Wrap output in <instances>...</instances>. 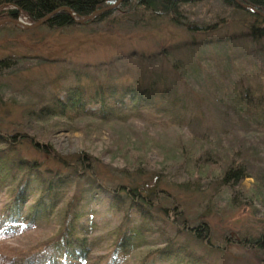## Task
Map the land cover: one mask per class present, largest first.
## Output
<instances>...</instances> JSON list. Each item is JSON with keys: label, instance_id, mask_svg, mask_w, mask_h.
<instances>
[{"label": "trees", "instance_id": "16d2710c", "mask_svg": "<svg viewBox=\"0 0 264 264\" xmlns=\"http://www.w3.org/2000/svg\"><path fill=\"white\" fill-rule=\"evenodd\" d=\"M114 1L0 0V20L20 18L32 23L63 6L81 17ZM197 1L200 0H123L114 8L76 24L81 27L102 24L107 30L117 19L131 18L133 24L144 26L166 19L191 35L192 40L175 44L177 48L188 47L191 51L197 45L227 41L229 36L215 35L221 20L188 19L187 6ZM215 1L244 16L243 30L234 36L264 41V17L253 11L264 13V0ZM238 3L248 7L242 8ZM74 24L69 14L59 9L41 25L58 29ZM2 25L18 29L10 22ZM163 52L161 46L155 53L130 52L125 57L143 60L162 56ZM11 59L0 58V70L8 69V76L17 77V64ZM104 64L87 63L63 74L59 72L52 81H62L61 94L37 96L30 103L33 108L23 110L18 118L0 120V264H210L177 240L178 234H188L199 244L213 247L206 220L185 214L182 203L165 187L169 179L159 185L158 171L145 172L144 151L158 142L154 137L137 139L139 150L126 153L130 159L123 164L128 174L112 183L102 177L90 154L81 151L66 156L49 144L48 135L54 131L94 132L108 124L140 119L146 112L154 115L152 124L162 127L179 126L184 111L187 119L194 122L191 111L183 109L180 95L174 90V96H170L168 85L161 87L155 79L144 77L127 80L116 75L114 78L119 79H114L113 72ZM66 80L71 82L65 83ZM227 94L228 107L237 115L240 130L220 123L225 120L212 126L214 130L200 127L201 134H192L200 153L191 155L190 142L182 143L177 165L185 173L178 182L181 186H187L189 179L203 173L200 170L205 168L204 176L197 177L213 178L214 185L232 195V200L236 196L245 197L241 183L247 177L260 181L255 183L259 190L264 186V157H258L259 166L251 158L264 146V83L239 84ZM226 114L231 120V114ZM210 136L219 138L227 149L219 150L210 142ZM26 147L29 155L23 153ZM242 150H252L248 159L239 158ZM188 163H192L191 168ZM250 165L256 167L255 173L248 170ZM214 172L217 173L213 176ZM141 174L152 175L151 181L141 179ZM33 234L41 236L27 242ZM239 237L235 236L239 243L258 252L264 262V232Z\"/></svg>", "mask_w": 264, "mask_h": 264}, {"label": "rangeland", "instance_id": "374dc122", "mask_svg": "<svg viewBox=\"0 0 264 264\" xmlns=\"http://www.w3.org/2000/svg\"><path fill=\"white\" fill-rule=\"evenodd\" d=\"M187 12L191 21L221 20L215 35H227L229 39L216 45H197L191 51L188 47L177 48L175 44L190 40L191 35L166 19H157L145 26L133 24L131 18L117 19L107 30L102 24L81 27L75 23L69 28L58 29L40 25L26 30L0 25V58H12L18 71L15 77L6 74L8 69L0 70V120L18 118L23 110L33 108L30 103L37 96L44 97L50 92L61 94L62 81H52L54 76L87 63L104 62L103 66L113 72V78L116 75L127 80L144 77V80L155 79L161 87L168 85L170 96H174V90L180 95L183 109L191 111L194 122L187 119L188 115L182 110L179 126L170 124L162 127L152 124L150 120L155 117L152 112H146L140 119L108 124L94 132L54 131L48 135L49 144L56 152L66 156L81 151L90 154L96 160L102 177L112 183L128 174L123 164L130 159L127 154L139 150L141 145L138 140L154 137L158 142L144 151L147 162L144 164L145 172L158 171L159 185H164L169 179L165 187L182 203L185 214L189 218L196 216L206 220L214 246L199 244L182 233L178 234L177 240L210 264H264L258 252L243 246L235 238L264 232V186L261 190L255 186L260 181L254 177L245 178L241 183L246 190L245 197L239 196L241 201L238 196L231 200L232 195L215 186L213 178L197 177L204 176L205 168L200 170L203 172L200 175H193L187 186H181L178 182L183 180L185 173L180 170L183 167L177 165L181 160L179 152L182 143L190 142L191 155L200 153L193 135L201 134L202 127L213 129L212 126L219 120H225L220 123L240 130L237 115L228 107L227 93L239 84L253 86L264 83V41L253 42L244 36H234L243 30L244 16L218 1L194 2L187 6ZM161 46L164 51L162 56L143 60L125 57L130 52L143 55L155 53L160 51ZM108 60L113 61L106 64ZM68 82L71 81L66 80L65 83ZM226 113L231 114V120ZM216 132L221 133L219 130ZM209 139L219 150L227 149L219 138L210 136ZM244 150L239 153L242 160L248 159L252 153V150ZM23 153L29 155L30 150L23 148ZM32 155L38 156L34 152ZM252 156L256 166H259L261 161L258 157H264V146ZM191 166L192 163L187 164L188 168ZM248 170L255 173L257 169L250 165ZM151 176L141 174L140 178L150 182ZM228 197L230 200H227ZM38 236L41 235L33 234L27 242Z\"/></svg>", "mask_w": 264, "mask_h": 264}, {"label": "water", "instance_id": "95a60500", "mask_svg": "<svg viewBox=\"0 0 264 264\" xmlns=\"http://www.w3.org/2000/svg\"><path fill=\"white\" fill-rule=\"evenodd\" d=\"M121 1L123 0H115L112 4L110 5H107V6H104L102 8H99V9H96L94 10L93 12H91L89 15H86V16H77L73 11H71L68 7L66 6H63V7H60V8H57V9H54L50 12H48L47 14H45L42 18H40L39 20L35 21V22H32V23H29V22H26V21H23L22 19L20 18H6V19H1L0 20V25L4 24V23H8L10 22L13 26L19 28V29H22V30H26V29H32L36 26H39L41 24H43L47 18L52 15L53 13H55L57 10L59 9H63L65 10L68 14H69V17L73 20V22L75 23H82L83 21L91 18L92 16L96 15L97 13H100V12H103V11H106V10H109V9H112L114 8L115 6H117ZM235 2H237V0H234ZM239 6H241L242 8H247L248 5L245 4V3H238ZM253 11L257 14H260L261 16L264 17V13H261L259 12L258 10H255L253 9Z\"/></svg>", "mask_w": 264, "mask_h": 264}]
</instances>
